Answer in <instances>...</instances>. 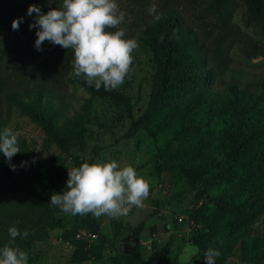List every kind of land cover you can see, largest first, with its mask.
Wrapping results in <instances>:
<instances>
[{"label":"trees","instance_id":"16d2710c","mask_svg":"<svg viewBox=\"0 0 264 264\" xmlns=\"http://www.w3.org/2000/svg\"><path fill=\"white\" fill-rule=\"evenodd\" d=\"M178 1L162 0L157 10L161 19L153 22L151 15L137 30L139 49L151 54L156 68L146 108L131 123L127 134L142 127L154 142L158 134L164 135L166 143L160 150L162 163L166 164L164 169H176L190 182L202 177L203 186L214 181L225 184L218 196H208L214 208L201 204L190 214L195 225L201 224L194 229L192 244L202 256L209 247L215 248L221 253L216 264H224L230 249L240 241L241 264H262L264 235L253 233L251 222L264 214V94L236 82L221 81L216 86L215 81L218 70L228 64L225 41L245 43L247 55L264 57V43L244 38L231 20L240 1L249 21L264 22V0H211L207 9L220 33L212 41L200 36L187 22ZM61 3L62 0H54L47 7L42 5L43 13ZM38 30L36 27L35 34ZM73 59L74 54L70 53L65 70L70 82L93 95L120 96L117 89L105 90L101 86L96 90L87 85L85 78L75 77ZM5 92L8 100L41 126L45 142L55 143L67 156L44 161L32 148L28 149L21 137H18L20 152L11 161L16 170L0 153V248L8 243V229L12 226L29 233L26 239L15 240V246L24 251L44 238L46 228H62L59 239L72 246L70 262L100 259L107 244L94 220L89 215H72L75 225L64 227L61 210L50 203L53 193L66 189L65 162L70 158L75 167L84 163L69 151L71 144L83 141L84 115L75 114L60 123V108L44 99V84L36 80L31 88ZM89 103L90 100L84 101L83 111L89 109ZM9 178L29 183L31 194L10 193L11 200H5L4 180ZM114 224L118 234L121 224ZM80 229L99 233L98 242L89 243L77 237ZM245 232L247 236L243 238ZM151 246L153 250L147 257L137 241L131 248H117L110 262L156 264L170 253L172 239L162 247L155 241ZM203 259L201 264H206L204 256Z\"/></svg>","mask_w":264,"mask_h":264},{"label":"rangeland","instance_id":"374dc122","mask_svg":"<svg viewBox=\"0 0 264 264\" xmlns=\"http://www.w3.org/2000/svg\"><path fill=\"white\" fill-rule=\"evenodd\" d=\"M161 1L117 0L120 9L126 14L125 21L120 25L126 30V38L138 41L137 30L144 20L151 17L149 7L155 3L159 10ZM178 2L187 22L200 36L212 41L220 35L211 12L207 9L211 0ZM32 4L40 7L43 13L42 5L47 7L54 4V0H0V129L11 127L18 132L28 149L32 148L44 161L67 156L55 143L45 142L41 126L7 98L5 90L31 88L32 82L36 80L44 84V99L48 98L53 107L60 108V123L65 119H72L75 114L84 115L83 141L70 145L71 156H77L88 163L115 159L121 167L131 163L138 174L150 179V194L143 207H133L126 216L119 218L101 216L97 219L91 213L87 214L98 225L107 246L100 259L80 264H112L110 256L115 253V249L131 248L136 241L143 256L147 257L153 250L151 242L155 241L162 247L169 239H172L170 253L165 260L156 264H201L204 261L202 252L192 244L194 229L201 224L195 225L190 214L201 204L214 208L208 196H218L225 184L214 181L203 186L202 177L190 182L176 169H164L166 164L162 163L160 155V150L166 143L164 135L158 134L154 142L153 137L142 127L127 134L131 123L148 103L156 68L151 54L140 50L139 46L134 50V71L130 72L117 89L120 96L93 95L67 78L65 70L70 63L68 59L69 54L73 53L72 49H65L46 40L41 45L42 50H37L36 27L29 28L37 14H27ZM18 18L23 20L19 29L13 30L12 21ZM231 20L239 27L244 38L264 43V22L249 21L246 8L240 1L233 10ZM245 46V43L225 41L228 64L218 70L215 85L220 86L221 81L236 82L264 94V57L247 55ZM85 100H90L87 111H83L82 107ZM73 167L75 165L69 158L64 164L67 176L68 169ZM4 181L5 192L2 195L5 200H11L10 193H22L26 196L31 194L29 183L19 182L14 178ZM59 214L64 219V227L75 225L71 214L62 211ZM83 216L85 215H81ZM178 217H182V220H178ZM115 222L121 224L118 234ZM251 228L253 233L264 235V214L251 222ZM61 230L62 228H46L48 232L44 238L36 240L25 250L28 253V264H72L69 261L72 246L59 239ZM97 234L98 238L99 233ZM246 236L245 232L243 238ZM94 241L98 242V239ZM239 242L230 249V255L224 264H241Z\"/></svg>","mask_w":264,"mask_h":264},{"label":"clouds","instance_id":"9594fccd","mask_svg":"<svg viewBox=\"0 0 264 264\" xmlns=\"http://www.w3.org/2000/svg\"><path fill=\"white\" fill-rule=\"evenodd\" d=\"M148 11L153 22L161 19L155 3ZM33 13L37 15L29 28L39 29L35 41L37 50H42L41 45L46 40L72 49L73 74L85 78L88 86L96 90L101 86L105 90H116L134 71L132 53L139 45L137 39L126 38V30L120 27L126 14L117 0H62L59 7L47 13L32 4L27 14ZM22 20L14 19L12 29L18 30ZM18 137L19 133L11 127L0 132V153L12 170H16V165L11 164L12 158L20 152ZM149 194V178L138 174L131 163L121 167L111 159L84 162L68 169L66 189L63 193H53L50 203L71 215L91 213L97 219L101 216L119 218L126 216L133 207H143ZM8 232L10 239L0 248V264H28V253L15 246L16 238L26 239L28 231L20 232L12 226ZM220 255L219 250L209 247L203 256L206 264H216Z\"/></svg>","mask_w":264,"mask_h":264},{"label":"built area","instance_id":"2783aa9c","mask_svg":"<svg viewBox=\"0 0 264 264\" xmlns=\"http://www.w3.org/2000/svg\"><path fill=\"white\" fill-rule=\"evenodd\" d=\"M178 220H182V217H178ZM98 236L97 232H92V231H85L83 229H81L78 233H77V237H82L88 240V242H92L94 241V239H96Z\"/></svg>","mask_w":264,"mask_h":264},{"label":"crops","instance_id":"0c3cea01","mask_svg":"<svg viewBox=\"0 0 264 264\" xmlns=\"http://www.w3.org/2000/svg\"><path fill=\"white\" fill-rule=\"evenodd\" d=\"M91 260V259H90ZM89 261V260H88ZM84 262H87V261H84ZM70 263H72V262H70ZM72 264H80V263H72Z\"/></svg>","mask_w":264,"mask_h":264}]
</instances>
